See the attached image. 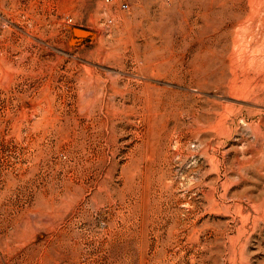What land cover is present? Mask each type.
<instances>
[{
	"label": "rangeland",
	"instance_id": "1",
	"mask_svg": "<svg viewBox=\"0 0 264 264\" xmlns=\"http://www.w3.org/2000/svg\"><path fill=\"white\" fill-rule=\"evenodd\" d=\"M243 1L0 0V264H264V84L229 61L264 0ZM159 52L173 112L126 89Z\"/></svg>",
	"mask_w": 264,
	"mask_h": 264
},
{
	"label": "bare ground",
	"instance_id": "2",
	"mask_svg": "<svg viewBox=\"0 0 264 264\" xmlns=\"http://www.w3.org/2000/svg\"><path fill=\"white\" fill-rule=\"evenodd\" d=\"M242 2H244V1L242 0ZM262 3H263V1H262ZM236 4L238 5V3H236ZM250 4H251L250 5L251 9L248 12V14L246 15V17H244L241 20H238L237 24H235L237 26L235 31H237V33H239V36L241 34L240 32H243L245 34L244 43L243 42H242V44L239 43V44H241V46L239 47V45H237V48H235L234 50L231 51V53L229 55V61L231 64V72L235 76V78L240 77V75L242 74L243 79L246 81L247 87H258L260 84H264V63L262 60H261L262 62H259L260 58H262L264 60V49L262 48L263 43H264V36H263V33H261V36L263 38H261V36L258 37L259 35H257V33H255V31H254L256 19H257L255 17L257 15L256 14L257 8L254 6L253 1H251ZM255 4H256V1H255ZM246 5L247 4H245V6ZM260 7H259V9L261 11ZM232 15H234V12H230L228 17H230ZM258 17H259V15H258ZM240 37H239V39L242 40V38H240ZM237 39H236V41H237ZM158 51H159V49H158ZM153 53H156V49L154 50ZM159 53H158V56H156V58H155L157 62L154 63L152 68L145 71V74L148 76V77L146 76L147 81L143 80L144 82L142 84H140L137 81L138 83H137V86L134 85L135 87H131L133 84L130 85L129 84L130 82H129L126 84V89L130 90L131 92H134V94L137 95L141 91H143L144 89L148 88L149 89L148 91H150V97L148 95L147 96H148V100L150 101V99H151V101L149 104V101L147 100L148 102H147L146 106H148L149 108L152 107L153 109L157 108V107L164 109V110L169 109L170 110L169 112H173L180 105V103H179V96H180L179 91H177L173 87L161 86L155 80L165 78V79H169L170 82H176L177 83V82H180L182 80L184 82V81H186V79L179 78V76L177 74L178 70H179L178 66L179 65L181 66L182 63L179 62V59L176 57V55L174 56V55L170 54V57H168L163 52H159ZM171 53H173V52H171ZM150 57L151 56L146 55V59H150ZM240 61H242L243 63L240 64ZM237 64L243 67L241 73L238 72L240 69L238 71L235 70L237 68ZM242 67H239V68H242ZM206 70H207L206 66L204 64H202V68L198 69L197 72H203V71L206 72ZM181 72H182V70H181ZM220 73L225 75V73H226L225 69H222L220 71ZM181 75H182V73H181ZM181 75H180V77H181ZM241 77L239 78L240 80H241ZM236 81H238V80L236 79ZM189 83H192V82L190 81ZM136 97H135V99H136ZM140 97H139V99H140ZM131 98H130V101H131ZM136 103L137 102L134 101L133 106H135ZM153 106H155V107H153ZM161 109H160V111H161ZM165 112L167 113V111H165ZM168 114L170 115L172 113H168ZM160 118H162V117H160ZM170 118H171V116H170ZM160 123H162V121Z\"/></svg>",
	"mask_w": 264,
	"mask_h": 264
},
{
	"label": "built area",
	"instance_id": "3",
	"mask_svg": "<svg viewBox=\"0 0 264 264\" xmlns=\"http://www.w3.org/2000/svg\"><path fill=\"white\" fill-rule=\"evenodd\" d=\"M107 1H111V0H107ZM125 6V5H124Z\"/></svg>",
	"mask_w": 264,
	"mask_h": 264
}]
</instances>
